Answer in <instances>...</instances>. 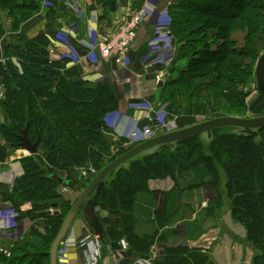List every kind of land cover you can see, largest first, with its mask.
I'll return each mask as SVG.
<instances>
[{
    "label": "trees",
    "instance_id": "trees-1",
    "mask_svg": "<svg viewBox=\"0 0 264 264\" xmlns=\"http://www.w3.org/2000/svg\"><path fill=\"white\" fill-rule=\"evenodd\" d=\"M20 2L21 5L19 0H0V5L11 6L0 14L24 10V0ZM28 2L27 7L37 12L39 0ZM101 2L111 12L116 10V0ZM168 14L176 52L158 86L159 101L167 104V113L202 116V121L244 118L245 107L230 108V101H241L242 88L255 78L253 68L259 58L255 44L264 35V0H173ZM4 31L0 24V33ZM238 34L242 35L240 46L235 39ZM37 40L46 44L43 36ZM37 40L15 48L16 65L10 55L0 63V85L5 92L0 107L1 132L5 143L22 149L19 134L25 129L32 143L39 140L37 162L32 156L21 159L23 174L14 181L13 192L20 204L30 205L21 218H27L32 225L11 248L7 264H50L51 244L72 203L58 192L66 185L59 186L51 180L49 175L57 173L49 168L63 166L74 173L77 166L96 164L100 171L135 146L105 162L108 144L103 133L107 135L108 129L104 118L117 111V94L107 83L89 85L71 72L63 73L66 62L48 60L43 50L38 52L32 45ZM237 58H247L249 64L243 67ZM17 95L24 96V100L13 98V102L9 101L12 107H8L6 96ZM223 102L229 108L221 107ZM190 119L180 128L198 123ZM121 141L123 145L127 143L126 139ZM199 167L207 172L206 186L216 195L212 202L226 208L232 221L242 227V242L253 255L250 264H264V129L257 131V137L240 134L234 128L217 129L210 140L196 136L176 143L174 148H153L113 171L99 194L96 209L98 215L101 212L106 235L102 241L104 253L120 251L118 242L124 239L129 246L124 258H149L157 231L142 234L135 229V198L149 191L152 180L176 181ZM79 177L66 179L70 182L66 187L84 189L88 184L85 180L93 178L79 181ZM48 207L55 210L51 216L45 212ZM166 243L158 241L153 264H213L197 250Z\"/></svg>",
    "mask_w": 264,
    "mask_h": 264
},
{
    "label": "crops",
    "instance_id": "crops-1",
    "mask_svg": "<svg viewBox=\"0 0 264 264\" xmlns=\"http://www.w3.org/2000/svg\"><path fill=\"white\" fill-rule=\"evenodd\" d=\"M43 1L39 0L37 13L21 24L23 40L31 42L43 36L46 44L37 40L32 43L34 48L38 52L43 50L52 62H66L61 71L78 74L76 78L80 81V77L91 81L92 76L100 73L99 76L105 81L103 83L114 89L119 100L117 111L105 118L106 127L116 138L130 141L133 134L140 135L138 131L148 126L143 115L147 114L148 108H156V95L160 92L159 84L155 85L152 80L160 68L145 69L141 59L153 34L155 18L160 12H168L172 1L116 0L114 12L105 7L101 0H47L50 6L43 5ZM136 9L148 13L151 20L139 28L128 61L120 66L104 61L95 49L96 41L107 38L117 29L122 13ZM61 32L69 35L70 45L67 49L53 42ZM70 47L76 48L83 57L78 65H70L68 59H57L58 53H68ZM50 51L54 54L51 55ZM89 72L92 74L84 77ZM2 123L0 113V214L14 206L19 213H25L30 209L29 204H20L11 189L14 181L23 174L20 161L26 156L22 149H11L5 143ZM208 182V174L202 167L184 173L176 181L170 178L150 181L149 191L137 195L133 204L135 229L142 234L157 231L152 246V251L157 254L158 241L166 240L167 245L182 246L207 255L213 264H250L253 255L242 242V227L232 221L226 208H218L212 202L216 195L211 187L206 186ZM76 188H67L64 193L60 188L58 192L73 204L80 195ZM203 203L205 205L201 206ZM31 224L27 218L15 219L14 223L12 220L10 230L6 233L0 231V237L12 247L22 240ZM88 233L84 223L76 217L65 242L59 247L57 264H83L84 251L76 243ZM143 260L146 259L124 258L122 250L116 253L103 251L99 264H138Z\"/></svg>",
    "mask_w": 264,
    "mask_h": 264
},
{
    "label": "built area",
    "instance_id": "built-area-1",
    "mask_svg": "<svg viewBox=\"0 0 264 264\" xmlns=\"http://www.w3.org/2000/svg\"><path fill=\"white\" fill-rule=\"evenodd\" d=\"M173 0H168L171 2ZM151 0V3H154ZM50 6V3L47 1ZM156 4V3H155ZM44 5V4H43ZM154 20L153 34L147 44L145 55L141 59V64L145 69H152L159 67L160 70L153 75L152 80L157 85L162 82L164 69H167L175 58L176 46L171 34V18L168 12H160ZM151 20V16L143 10H130L122 13L118 18V27L107 38L97 40L95 43V49L98 51L101 59L104 61H111L115 65H124L128 61V57L132 50V45L137 38L139 28ZM55 45L62 46L67 49L69 47L70 38L66 33L61 32L53 40ZM53 55V51H50ZM57 59H68L70 65H78L83 57L77 51L76 48H68V53H58ZM51 61V60H50ZM92 62V61H91ZM3 96V88L0 85V99ZM148 112L144 117V120L149 123L148 126L138 131L140 135L133 134L131 137L132 142H142L150 139L158 133L159 120L152 117V109L148 108ZM151 124V125H150ZM169 132V131H167ZM163 133V132H162ZM24 155H29L27 151L23 150ZM79 171V169H78ZM97 174L93 169H90L88 175L84 178L94 177ZM65 188H62L61 192L64 193ZM203 203L201 206H204ZM14 211L7 210L3 214H0L2 225H0V231L6 233L10 230V222L14 219ZM52 214L53 210L50 211ZM50 213V215H51ZM5 231V232H4ZM1 235V234H0ZM79 249L84 251L85 262L83 264H99V261L103 255V243L99 237L86 234L79 242L76 243ZM121 250L125 252L127 245L123 241H120ZM11 246L2 241L0 237V257H11ZM157 256L155 251H151L149 258L140 261L138 264H153L154 258Z\"/></svg>",
    "mask_w": 264,
    "mask_h": 264
},
{
    "label": "water",
    "instance_id": "water-1",
    "mask_svg": "<svg viewBox=\"0 0 264 264\" xmlns=\"http://www.w3.org/2000/svg\"><path fill=\"white\" fill-rule=\"evenodd\" d=\"M254 77L256 89L258 93L264 97V51L261 53L256 62ZM160 85L161 84H159V86ZM223 128H234L237 129L240 134L257 137V131L264 129V115L254 118L217 117L177 130L156 133L154 137L138 143L126 151L123 155L110 162L90 181L85 180L86 178L80 175L79 181L85 180L88 184L84 189H80L79 187L76 188L80 191V195L65 215L59 231L51 244L49 252L50 264H57L59 247L65 242L67 232L76 217L84 223L85 228L91 235L99 237L101 241H105L106 235L104 226L101 223L100 216L97 214L96 209L98 207L99 194L105 185L107 177L113 171L118 168L125 167L128 161L150 149L155 148V151H160L167 147L174 148L176 143L196 136H202L207 140H210L213 131ZM21 135L22 136L19 137V141L22 145V149L27 151L29 155L32 156L34 161L37 162L36 155L38 154L39 140L32 143L27 137L26 129L21 132ZM42 171L46 172V169H42ZM76 172H78V169H76ZM49 178L59 186L70 185L69 181H66L65 178L57 174H51L49 175Z\"/></svg>",
    "mask_w": 264,
    "mask_h": 264
},
{
    "label": "rangeland",
    "instance_id": "rangeland-1",
    "mask_svg": "<svg viewBox=\"0 0 264 264\" xmlns=\"http://www.w3.org/2000/svg\"><path fill=\"white\" fill-rule=\"evenodd\" d=\"M19 3H20L19 5L22 4V2H20V0H19ZM28 3H29L28 0H24V7L30 9L32 6L27 7ZM43 4L45 6L49 5L47 3V0L43 1ZM9 7H11L10 4H5V3L1 4L0 5V12L4 9H9ZM25 8H24V10H21V11H13L12 10L14 14H12V13H10V14L3 13L4 15L0 14V24L5 30L4 32L0 33V63H4L6 58L12 57L13 58L12 62L16 65L17 62L15 60V58H16L15 55H16V52L18 50H15V48H23L24 46L27 45V41L23 40V36H22L23 35V27L21 26V24L23 22L29 20L31 18L30 16L34 15L37 12H34L33 9H30V11L29 10L27 11ZM7 20H10V22H8ZM13 31H14V33L12 34ZM15 32H17V33H15ZM5 33H7L6 36H5ZM10 34L12 35L13 39L11 38ZM3 37H4V39H2ZM235 39L237 40V43L240 46V44L242 43V35L241 34L236 35ZM255 47L257 49L256 53H258L260 56L261 53L264 51V35L261 36V38L257 42V44H255ZM237 60L244 63L243 65H241L243 67L244 66L246 67L247 64H249V60L247 58H245L243 61H242V58H237ZM256 62L254 64V68H255ZM169 67L167 69H164L165 73H164L163 79H165V75L167 74V70L169 69ZM254 68H253V76H254ZM91 74L92 73L89 72L84 77L90 76ZM99 74H97V75L93 74L94 76L91 77V81L88 80L87 78L82 79V77H80L81 82L89 84V85L98 84V83L102 84L105 81H104V78L102 76H99ZM71 75H73L74 77L78 76V74H71ZM157 86H158V84H157ZM4 93H3L2 98L0 99V107L1 106L3 107L2 102L5 101V98H4L5 94ZM156 97H157L156 106H155L156 108L154 110H152L151 113H152V117L154 116L155 119L157 118L160 121L159 122V129H157V130H159V132L160 131L161 132L162 131L167 132L166 130H177L180 128V126L187 124L188 123L187 119H189V118H191L189 120V122L192 121L194 123L201 122L202 120H204L203 119L204 117H202V116L188 117V116L175 115V114L171 115V114L167 113V111H166V108L168 107L167 104L163 105L159 101L160 96L158 93H157ZM13 98H16L18 100L23 101L25 97L19 96V95L15 96V97L6 96L7 103L9 104V105L7 104L8 107L9 106L12 107L9 101L13 102ZM239 99H241V101L240 100L237 101V100L232 99L230 101V108L231 107L241 108L240 106L245 107L244 118H254V117H260V116L264 115V97L262 95H260L256 89L255 78L250 79L246 83V85L242 88V95L239 97ZM220 106L225 107V108H229V106L224 102L221 103ZM0 113H1V110H0ZM109 115L110 114L106 115L105 118H107ZM145 115L146 114H144L143 116L145 117ZM105 118H104V123H105ZM147 125H149V123H147ZM105 133L108 135L107 136L103 133V137L106 138V143L108 144L106 147V151H104L105 162L111 160L114 156H118V154L120 153L121 150H128L132 146L139 143L138 141L133 143V142H130L131 139H130V141L128 139H126L127 143H125L123 145V141H121V140H124V139L116 138L109 131V129L106 130ZM19 136L21 137L22 135L19 134ZM203 138L204 137H202V139ZM11 149H13V148H11ZM39 154H41V152H39ZM25 156L30 157V155H25ZM98 166L99 165H96V164L95 165H86V164L80 165V166H77V169H79L78 172H76L75 169H73L74 173H69V171H67L65 169V167H63V166H60L57 169L49 168V170L51 172L57 173L59 176L65 178V179H68L70 177H72V178L75 177V179H76V177L80 174H83V175L85 174L84 176L86 177L88 175V172L90 171V169H93L95 172H97V171L99 172ZM14 188H15V186L13 183V188L11 189L12 193L15 191ZM61 190H62V187H61ZM65 200L69 201L67 199H65ZM29 207H30V205H29ZM10 210L14 211L13 212L14 213L13 223H14L15 219L18 220L19 218L22 217L21 213H19V211H17L18 209L16 207H10ZM51 210L55 211L54 209L48 207V209L45 212H47L49 214V216H51L52 215V213L50 212ZM50 213H51V215H50ZM40 230H41V228H40ZM123 240L124 239H121L120 241H123ZM120 241L118 242V246L121 250ZM124 242L126 243L127 250H128L129 249L128 243L125 240H124ZM13 246H14V244L12 245V247ZM127 250H125V251H127ZM3 259L4 258H1L2 263H0V264H7L8 258L4 259V261H3Z\"/></svg>",
    "mask_w": 264,
    "mask_h": 264
}]
</instances>
